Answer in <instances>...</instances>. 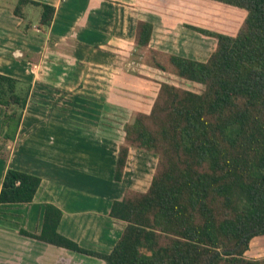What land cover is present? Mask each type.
I'll return each instance as SVG.
<instances>
[{"label":"trees","instance_id":"1","mask_svg":"<svg viewBox=\"0 0 264 264\" xmlns=\"http://www.w3.org/2000/svg\"><path fill=\"white\" fill-rule=\"evenodd\" d=\"M209 1L242 10L245 18L233 36L184 26L215 40L205 61L148 48L153 26L136 23L134 44L147 49L144 64L202 90L159 82L149 112L123 125L114 181L122 180L129 149L151 153L157 162L145 192L126 189L112 201L108 216L124 226L110 252L61 235V211L51 205L39 234L20 229V235L103 264H264L245 257L250 241L264 237V0ZM24 7L38 9V27H49L52 6L17 0L13 15L22 21ZM30 90L29 83L0 74V151L15 139ZM40 183L8 168L0 205L31 203Z\"/></svg>","mask_w":264,"mask_h":264},{"label":"crops","instance_id":"2","mask_svg":"<svg viewBox=\"0 0 264 264\" xmlns=\"http://www.w3.org/2000/svg\"><path fill=\"white\" fill-rule=\"evenodd\" d=\"M33 1L54 8L46 30L38 27V9L36 13V8L24 7L22 21L13 15L17 0L0 1V74L31 84L15 139L0 151V189L8 168L41 179L31 203L0 205V264H82L75 255H83L22 236L19 230L39 234L51 205L61 211V235L88 250L110 252L124 226L108 216L112 201L120 200L126 189L145 192L153 172L146 187L128 182L131 156L147 154L129 149L121 182L113 179L124 135L113 139L108 134L103 116L108 95L119 91L118 81L108 87V79L134 82L132 70L141 66L134 58L139 51L134 44L138 21L153 26L148 48L201 61L196 54L202 53L205 36L184 26L205 28L204 4L211 2ZM241 11L216 4L212 14L227 17L231 26L205 29L233 36L240 27H233L235 15L245 18ZM28 22L31 27L22 30ZM208 39L215 47V40ZM125 48L128 57L122 55ZM1 116L0 108V123ZM135 165L141 174L143 166L138 161ZM83 261L103 264L93 258Z\"/></svg>","mask_w":264,"mask_h":264},{"label":"rangeland","instance_id":"3","mask_svg":"<svg viewBox=\"0 0 264 264\" xmlns=\"http://www.w3.org/2000/svg\"><path fill=\"white\" fill-rule=\"evenodd\" d=\"M210 2L212 4H215V6L216 4H219L212 1ZM211 3L204 4V11H203L204 16H203L202 24L206 27H211V28L214 27L220 29L226 28L227 25L231 26V24L228 23L227 17L225 18L217 14H212V9L215 6L212 5ZM35 12L38 13L37 9H35ZM242 13L245 16V13L244 12ZM234 21L236 25H233V27L236 30L239 26L241 27L243 20L241 16L237 14L235 15ZM197 28H201V27H197ZM205 28H201V29H205ZM208 38L210 37L205 36V43L202 48V53L196 54V56L201 61H205L209 56V54L211 53V51L214 49V46L211 44L212 41L209 40ZM127 51H128L127 48H125L123 51L124 53L122 55L127 56L126 53ZM135 56H136L134 57L135 60H137L138 63L141 64V66L137 65L136 71L132 70V73L135 75V79L133 83L127 85V81L122 80L120 78L118 80H114L113 78L108 79V87H110L112 85V82L114 83V81L115 82L118 81L119 84L118 86L119 91L118 92L115 91L114 95L113 94L108 95V99L110 100L108 104V112L103 115L104 118L109 122L108 134L112 135L113 139H120L121 136L124 135L123 125L127 122H131L135 113L149 112L153 100L156 96L159 82L173 84L179 88L190 90L193 92H198V93L202 90V86L198 84L181 80L170 74L162 73L152 68H147V66L144 64V59H143L147 56V50L144 49L139 50ZM143 64L146 67H143L142 66ZM49 100L52 101L51 103L55 102V100H51V99ZM144 154L135 153L131 156V160H130L131 164L129 165L130 169H128L127 172L128 182L140 181L139 184H137V186H142V188L147 186V183L149 182L151 177V173L154 172L157 162V159L156 158L154 159L155 156L153 154L151 153H147L146 155ZM137 161L140 163V165L143 166V168L141 169V174L138 173V170H136L135 168L136 166L135 164ZM136 172L138 174H136ZM139 178L142 180H140ZM143 180L146 181L145 184H143ZM75 257L82 264L89 263L83 260H91V258H85L83 256L75 255ZM245 257L248 259H264V237H255L250 241L249 249L245 253ZM56 260L57 257H55V261ZM90 264H94V263H90Z\"/></svg>","mask_w":264,"mask_h":264},{"label":"water","instance_id":"4","mask_svg":"<svg viewBox=\"0 0 264 264\" xmlns=\"http://www.w3.org/2000/svg\"><path fill=\"white\" fill-rule=\"evenodd\" d=\"M260 231H261V230H257L256 233H258V232H260ZM251 234H254V232H250L249 234H246L245 237H246V236H249V235H251ZM236 249H237V248H235L234 250L222 251V253H227V252L232 253V252H234Z\"/></svg>","mask_w":264,"mask_h":264}]
</instances>
